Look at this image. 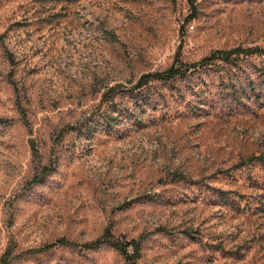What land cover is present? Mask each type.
I'll return each mask as SVG.
<instances>
[{"label":"rangeland","instance_id":"obj_1","mask_svg":"<svg viewBox=\"0 0 264 264\" xmlns=\"http://www.w3.org/2000/svg\"><path fill=\"white\" fill-rule=\"evenodd\" d=\"M196 6L0 0V264L13 245L9 264H131L85 247L106 233L138 264H264V56L131 96L179 48L264 49V0Z\"/></svg>","mask_w":264,"mask_h":264},{"label":"trees","instance_id":"obj_2","mask_svg":"<svg viewBox=\"0 0 264 264\" xmlns=\"http://www.w3.org/2000/svg\"><path fill=\"white\" fill-rule=\"evenodd\" d=\"M191 9L193 12V15L197 13V6H196V0H189ZM254 55H260L264 56V49L254 47V48H241L238 47L236 49L225 51L220 50L216 51L212 55H210L208 58L203 59L200 62L197 63H187L181 59V48H179L178 53L175 56V60L171 67L164 71L155 72V73H149L143 75L139 81L137 82L131 96L134 97L136 100L138 99L139 95L143 96V91L145 88H148L150 85L154 83L158 84H169L171 82L177 81L178 79H187L189 76L194 75V73L205 69L206 67H210L214 65L215 62H222L225 65H232L237 64L235 60H239L240 57H248V56H254ZM123 86H115L111 88L106 94H104L102 101L105 103H111L113 110V114L120 113V116H123L124 113L121 110L118 109V104L116 102L119 94H122L125 92L122 90ZM118 118L116 116H107L105 120L108 121V125L111 126L114 121H116ZM46 169L42 171V173H45ZM39 178H34L32 183H38ZM103 243H109L113 248L118 250L120 254L131 264H138L137 261L141 258V246L139 241H131V242H123V241H117L113 240L111 238L110 233H106L102 238L97 240L96 242L86 244L85 247H98ZM72 245L70 242H68L65 239H60L57 242L43 246L39 249H32L27 252H25L22 255H32L36 253H44L52 251L58 247L61 246H69ZM15 248V245H13L3 256V264H9V261L7 260L8 257L11 256L12 250ZM130 248H132V252H130Z\"/></svg>","mask_w":264,"mask_h":264}]
</instances>
